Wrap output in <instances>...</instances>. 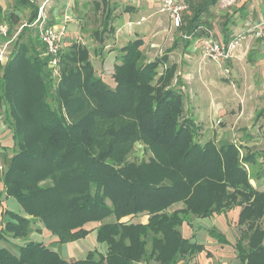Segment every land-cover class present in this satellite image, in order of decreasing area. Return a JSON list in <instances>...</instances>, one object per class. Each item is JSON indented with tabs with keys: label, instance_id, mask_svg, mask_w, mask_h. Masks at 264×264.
Wrapping results in <instances>:
<instances>
[{
	"label": "trees",
	"instance_id": "16d2710c",
	"mask_svg": "<svg viewBox=\"0 0 264 264\" xmlns=\"http://www.w3.org/2000/svg\"><path fill=\"white\" fill-rule=\"evenodd\" d=\"M14 1V11L7 13L0 2V24L8 19V36L17 32L13 23L20 27L0 65V115L15 148L1 177L3 192L15 197L24 214L4 207L0 197V240L23 242L14 244V252L0 245V264H187L205 245L184 237L181 225L190 215L210 217L236 206L240 233L233 244V264H264V185L255 187L245 168L264 149L252 151L244 144L243 154L240 144L198 141L195 119L184 113L176 85L180 80L173 83L178 69L169 52L181 35L148 61L145 41L140 36L128 40L118 49L114 84L108 85L94 72L88 46L77 39L66 46L63 42L58 64H50L49 56L42 55L45 46L37 27L31 25L38 1ZM187 2L176 30L195 38L208 33L210 22L202 15L210 17L218 0ZM117 4L93 0L101 17L92 32L100 45L96 54L115 30L111 22ZM232 21L230 15L223 23L224 42L230 39ZM184 40L188 47L191 40ZM260 110L257 117L264 107ZM137 141L148 153L139 161L128 157ZM255 178L264 181V170ZM178 203L182 206L170 210ZM144 214V223L132 220ZM89 222L98 223L96 240L105 243V253L89 250L69 262L29 238L40 224L58 241L72 242L86 236ZM210 234L226 242L223 233Z\"/></svg>",
	"mask_w": 264,
	"mask_h": 264
},
{
	"label": "rangeland",
	"instance_id": "374dc122",
	"mask_svg": "<svg viewBox=\"0 0 264 264\" xmlns=\"http://www.w3.org/2000/svg\"><path fill=\"white\" fill-rule=\"evenodd\" d=\"M37 1L38 3L42 1L45 3V9L49 15L55 12L58 13L60 10L61 14L66 12L70 16L66 27L68 35L67 39L65 38V46L74 39L85 43L90 52L94 72L100 75L108 85L114 84L111 74L113 65L117 62L118 49L128 40L140 36L145 41L143 56L148 61L166 52L167 48L172 45L174 38L180 34L181 39H179L176 48L169 52L171 60L177 63L178 69L173 83L176 79L180 80L176 85L181 87L180 89L184 98V113L195 119L199 128L198 141L203 142L211 139L218 144L233 142L239 145L241 143L240 152L243 154L245 151L244 144H247V147L252 151L264 149V113L256 119L257 113L264 107V79L254 81L257 76H250L253 70L251 67H247L243 61L241 63H233L231 66L226 65V63H217L212 58L204 56L199 45L191 46L190 48L194 47V50L189 54L188 48L185 47L184 39L190 40L193 37L185 38L184 35L188 34H184V31L179 33L169 22L167 13L159 12L153 4L151 7L149 6L150 0H111L118 3V8L113 12L116 16L111 22L115 30L113 33L108 34L109 38L105 39L104 43L106 45L101 54L94 53V48L99 43L92 37V32L95 27L100 26L101 17L100 12L94 9L93 0ZM243 1L245 0H219L216 5L210 7V17L207 14H203L202 16L208 19L210 22L209 26L217 27L221 32L225 19L230 15L234 16L237 14L241 8H239V5ZM0 2L5 4V13L14 11L16 3L14 0H0ZM154 2L156 1L154 0ZM127 4L132 5L134 9L129 11L122 10V6ZM245 7L243 8V14H252V9L248 10ZM21 13H23V8L20 10L19 15ZM82 14L85 16L80 17ZM238 16H236V19L239 18ZM233 18L235 19V17ZM3 21L8 23V19ZM18 24L13 23V28L19 30ZM199 40H197V43ZM11 47L9 51H11ZM42 55H46L45 50L42 52ZM162 67L159 66L157 70L159 72L162 71ZM52 73L55 76L57 74L56 70L52 71ZM259 73L261 74V72ZM254 90L256 91L254 92L256 97L253 98L249 95V92ZM9 133H11V130ZM9 136L11 137L10 134ZM7 142H10V138ZM134 144V148L128 157L139 161L142 157H146L148 153L144 148V143L137 141ZM14 150L15 148L12 143L5 150V156L9 153L11 155ZM8 156L5 157V167L8 166ZM4 163H2V159L0 158L1 200L5 199V204L9 210L24 214L22 207L15 197L13 195L7 196L3 192L1 176L5 168L3 166ZM245 168L251 176V183L257 188H262L264 181L258 182L255 175L259 171L261 173L264 170V155L258 154L256 162L253 164L246 163ZM228 212L202 218L190 215L188 221L184 222L180 227L181 231H183L185 236L193 233L191 235L192 239L200 243H206L209 239L215 242L213 237L210 236V231H219L227 237L231 244L227 248L229 256H231V254L235 253L232 244H234L240 232L235 224V215L233 213L229 215ZM138 216L144 217V215ZM133 220L137 221L139 219L134 218ZM260 224L264 227V219L261 220ZM73 243L80 246L79 241H74ZM209 245L212 247L210 243ZM193 257L195 260L193 262L190 261L189 264H201L200 258L198 259L197 255ZM155 263L158 264L157 262Z\"/></svg>",
	"mask_w": 264,
	"mask_h": 264
},
{
	"label": "crops",
	"instance_id": "0c3cea01",
	"mask_svg": "<svg viewBox=\"0 0 264 264\" xmlns=\"http://www.w3.org/2000/svg\"><path fill=\"white\" fill-rule=\"evenodd\" d=\"M155 1L156 2H154V0L153 1L150 0L149 6L151 7V5L153 4V6H156L158 9L159 0H155ZM41 6H43L42 14L44 15V18L46 19L47 24H49V23L58 24L64 20L65 15H68L66 12H63V14H61L60 10L58 13L55 12L54 14L51 13L49 15L48 11L45 9V3H43V1L41 3H39L38 8ZM244 7L247 8L248 10L252 9V11H253L252 14H249V15L247 13L243 14L244 13V11H243ZM239 8H240L239 12L233 16V17H235V19L233 18V21L231 23V36L233 34H236L240 31H242L243 29H245L247 26H249L251 23H253L254 20H257L261 16L262 13H264V0H245L241 3V5H239ZM256 9L258 10V12ZM237 15H239L238 16L239 18L236 19ZM62 16H63V18H61ZM68 21H66V27H67ZM137 21H139V20H137ZM216 28L217 27H215V28L211 27V29H209L208 33L212 34L213 37H215L216 39L224 41L223 40L224 38L220 32V29L217 28L218 29L217 30ZM208 33L207 32L205 34L204 33H201V34L198 33L199 35H197L196 38L193 37L192 39H190L191 42L187 47L189 54H191V52H193V50H194V47H192V48H190V47L196 46V45L200 46L201 38L204 37V35H207ZM184 34H185V32H184ZM67 35H68V31L66 32L65 38L67 37ZM191 36H192V34L184 35L185 38H190ZM65 38H64V44H65ZM247 38L248 39L244 42L242 47H240V49H238L235 52V56L226 61V65L231 66V65H233V63H241V61H243L247 67H251V69L253 70V73L250 76H252V77L257 76V78L254 81H256V80L260 81V79L263 80L264 79L263 78L264 77V42L260 41L259 39H256L255 37H252V36H248ZM198 39H200V40L197 43ZM192 40H194V41H192ZM152 45H153V43H152ZM188 52H187V54H188ZM259 72H261V74ZM179 73H181V72L179 71ZM254 92H256V91L254 90V91L249 92V95L252 96L253 98L256 97ZM1 118L2 117L0 115V158L2 159V163H4L5 157H7L8 155H9L8 157L11 156L10 153L6 154V156H5V150L7 149V147H9L12 144V137L9 136V134L11 135V133H9L10 130L7 128V125L5 124V122ZM257 118L258 117L256 116V119ZM263 120H264V117H263ZM9 138H10L11 144H10V142H7V140H9ZM3 166L5 167V163ZM2 204L4 207L7 208V206L5 204V199H2ZM181 206H182L181 203L175 204V205H173L172 208H170V210H172L173 208H179ZM238 211H239V208L237 206L236 208L235 207L232 208V210L229 211L228 214L230 215L231 213H233L235 215V218L237 221L238 214H239ZM134 218H138L139 220L135 221V220H133ZM134 218L132 219L133 221L144 223L145 221H147L148 216L146 214H144V217L135 216ZM97 225H98V223H96V222H89L85 225L87 228L90 229L88 231V233L86 234V236L82 237L80 239L78 238L77 240H74V241H79L80 246L75 245L73 243L74 242L73 240H72V242L58 241V237H56L54 234L51 233L50 230H48L46 227H44L43 225H40V224H38L40 229L39 228L37 229L36 228L37 226H33L32 231L29 233V238L36 240V241L44 242L50 248L57 251L60 254V256H62L66 261L72 262V260H76V259L85 257L89 250H96L99 253H105L106 252L107 246L105 245V243L104 242L99 243L96 240L97 232H95V227ZM181 232H182V235L184 237H187V238L191 237V235L193 234V233H191V235L185 236L183 231H181ZM193 237H195V236H193ZM191 239H192V237H191ZM214 241L215 242L211 241L210 239L207 240L206 241L207 244L204 243L205 250L195 254V255H197L198 259L200 258L201 264H233L234 262L237 261L235 248H234L235 253L233 255L231 254V256H229V251L227 250V248L229 247L230 242L227 239V237H226V242L217 241L215 239H214ZM21 242H23V241L18 240V239H14V238L13 239L8 238L7 240H4V239L0 240V245L5 246L9 250H12V249H14L15 243H21ZM86 242H88V243H86ZM209 243L212 245V247H210ZM80 248H81V250H80ZM214 250H215V252H214ZM12 251L14 252L15 249ZM78 255H80V256H78ZM193 256H192V260L190 259L187 264H189L190 261L193 262L195 260V258ZM137 264H156V263L153 260H151V262L145 261V262H138Z\"/></svg>",
	"mask_w": 264,
	"mask_h": 264
},
{
	"label": "built area",
	"instance_id": "2783aa9c",
	"mask_svg": "<svg viewBox=\"0 0 264 264\" xmlns=\"http://www.w3.org/2000/svg\"><path fill=\"white\" fill-rule=\"evenodd\" d=\"M188 8L187 0H159L158 11L167 13L172 26L179 27L183 12ZM43 6L38 8L36 18L31 25H36L38 37L45 46V52L49 56L50 64L56 66L58 64V55L63 48L64 38L67 32L66 21L70 19L69 15H65L64 20L58 24H47L42 14ZM139 22V21H137ZM8 24H0V65L7 61L10 46L18 34L8 36ZM248 36L255 37L264 42V13L254 20L249 26L242 31L233 34L229 40L222 41L213 37L208 33L200 40V50L204 56L212 58L217 63H226L227 60L235 56V52L242 47Z\"/></svg>",
	"mask_w": 264,
	"mask_h": 264
}]
</instances>
